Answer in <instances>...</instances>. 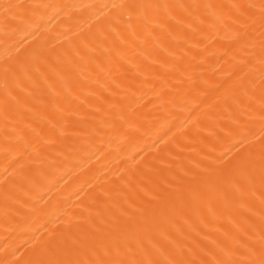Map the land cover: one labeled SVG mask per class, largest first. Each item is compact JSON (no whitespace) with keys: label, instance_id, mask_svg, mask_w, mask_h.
Wrapping results in <instances>:
<instances>
[{"label":"bare ground","instance_id":"6f19581e","mask_svg":"<svg viewBox=\"0 0 264 264\" xmlns=\"http://www.w3.org/2000/svg\"><path fill=\"white\" fill-rule=\"evenodd\" d=\"M0 264H264V0H0Z\"/></svg>","mask_w":264,"mask_h":264}]
</instances>
